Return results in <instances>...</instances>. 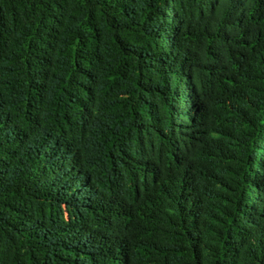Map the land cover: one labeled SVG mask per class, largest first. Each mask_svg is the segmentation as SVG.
<instances>
[{"label": "trees", "instance_id": "1", "mask_svg": "<svg viewBox=\"0 0 264 264\" xmlns=\"http://www.w3.org/2000/svg\"><path fill=\"white\" fill-rule=\"evenodd\" d=\"M0 264H264V0H0Z\"/></svg>", "mask_w": 264, "mask_h": 264}]
</instances>
